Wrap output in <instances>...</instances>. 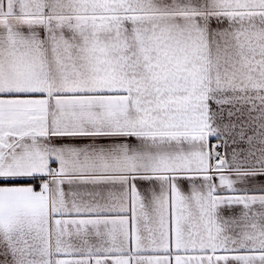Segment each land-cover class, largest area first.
Wrapping results in <instances>:
<instances>
[{
    "label": "snow or ice",
    "instance_id": "6c2138e0",
    "mask_svg": "<svg viewBox=\"0 0 264 264\" xmlns=\"http://www.w3.org/2000/svg\"><path fill=\"white\" fill-rule=\"evenodd\" d=\"M0 264H264V0H0Z\"/></svg>",
    "mask_w": 264,
    "mask_h": 264
}]
</instances>
